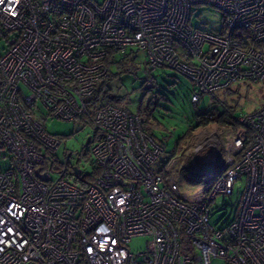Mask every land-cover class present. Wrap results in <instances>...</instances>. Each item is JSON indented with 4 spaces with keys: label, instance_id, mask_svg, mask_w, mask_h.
Wrapping results in <instances>:
<instances>
[{
    "label": "built area",
    "instance_id": "obj_1",
    "mask_svg": "<svg viewBox=\"0 0 264 264\" xmlns=\"http://www.w3.org/2000/svg\"><path fill=\"white\" fill-rule=\"evenodd\" d=\"M197 4L217 8L226 31L194 28ZM126 49L143 52L148 73L188 77L197 105L264 79V0H0V264H264V105L155 169L164 148L139 116L93 98L110 52ZM82 116L95 136L85 146L91 180L72 173L76 153L55 155L61 139L45 125ZM199 162L217 167L202 189L181 193L184 164L196 174ZM241 175V198L215 227L212 204ZM136 236L144 248L130 251Z\"/></svg>",
    "mask_w": 264,
    "mask_h": 264
},
{
    "label": "rangeland",
    "instance_id": "obj_2",
    "mask_svg": "<svg viewBox=\"0 0 264 264\" xmlns=\"http://www.w3.org/2000/svg\"><path fill=\"white\" fill-rule=\"evenodd\" d=\"M190 24L194 28L203 30L220 33L226 31L222 13L217 8L205 4L193 6ZM131 53L133 52L130 49H126L114 55L113 61L108 65L111 77H105L99 82L102 88L98 92L97 100L106 99L128 112H139L147 117V126L151 128L159 145L164 148L153 164L155 169L163 165L170 154L185 155L186 150L192 148L200 138L210 137L212 132L225 129L217 121L210 122L206 126H196L198 113L209 110L218 115L226 110L224 117L238 119L264 105V79L238 80L228 87L201 94L198 104L193 105L191 95L194 87L188 77L168 67L152 69L151 73H148L144 65L143 52L137 50L136 54L131 55ZM125 56L130 58L127 60V65L132 71H122L117 67L118 62ZM149 76L154 78L155 86L144 88L142 82ZM108 93H113L114 97L108 99ZM45 125L48 133L57 135L61 139V145L55 151V155L60 160H64L70 154L76 153V156L71 157V163L77 164L86 174H91L95 167L94 162L87 152L89 146H83L87 137L91 138L90 144L95 139L88 118L82 116L66 121L49 117ZM192 126L193 128L190 129ZM216 167V162H199V165L194 167L197 171L194 175L190 172V165L187 164V170L180 171L179 191L192 193L202 189L206 184L207 173ZM49 175L50 179L57 177L53 172ZM245 186V175H241L234 181L232 194L219 195L216 198L211 208L212 225L219 226L229 216L239 202ZM146 240L145 236H136L128 243V248L134 252L143 249ZM182 243L183 247H190L185 238ZM211 264H224V262L217 258L213 259Z\"/></svg>",
    "mask_w": 264,
    "mask_h": 264
},
{
    "label": "trees",
    "instance_id": "obj_3",
    "mask_svg": "<svg viewBox=\"0 0 264 264\" xmlns=\"http://www.w3.org/2000/svg\"><path fill=\"white\" fill-rule=\"evenodd\" d=\"M132 52V51H131ZM117 53V51H111L108 58L106 59V62L107 64L109 65V63H111V61H113V57L114 55ZM136 54V52H133ZM131 53V55L133 54ZM130 59L128 56H125L123 58H121V60L118 62V69L122 70V71H132V69L127 65V60ZM107 78H110L111 75H110V72H109V69H108V74L106 76ZM154 86H155V83H154ZM102 88V86H98V88L96 89V93L94 95V99L96 100L97 99V96H98V92L99 90ZM113 93H108L107 95V98L109 99V95H111ZM102 101V100H101ZM105 102H109L108 100H103ZM110 103V102H109ZM149 113H150V110H148ZM131 113H134V114H137L141 120V124H142V128L143 130L150 136L152 137L157 143L158 141L155 139L154 137V134L151 130V128L149 126H147L146 124V120H147V117L146 116H142L139 112H131ZM225 113H226V110L222 111L221 113H218V115L214 114L213 112L211 111H206V112H203V113H198L196 115V126H206L208 125V123L210 122H214V121H217V123L225 128H229L231 130H235L238 125H239V121L238 119H228L227 117H224L225 116ZM192 127H190V129H192ZM159 144V143H158ZM84 146V145H83ZM85 147V146H84ZM85 149V148H84ZM172 155V154H170ZM186 165L187 164H184L183 166V170H187L186 169ZM97 173V170H94L93 169V172L91 174H85V178L86 180H91L94 178V176L96 175ZM195 175V174H194ZM79 183H82V181H78Z\"/></svg>",
    "mask_w": 264,
    "mask_h": 264
},
{
    "label": "water",
    "instance_id": "obj_4",
    "mask_svg": "<svg viewBox=\"0 0 264 264\" xmlns=\"http://www.w3.org/2000/svg\"><path fill=\"white\" fill-rule=\"evenodd\" d=\"M109 99H112L114 97V94H111L108 96ZM89 141H90V137H87L84 141V146H87L89 144ZM72 173L75 175V176H78L79 179H83V173H81V169L77 166H72ZM35 174L36 176L41 179V180H46L47 179V175L46 173H39V169H36L35 170Z\"/></svg>",
    "mask_w": 264,
    "mask_h": 264
}]
</instances>
